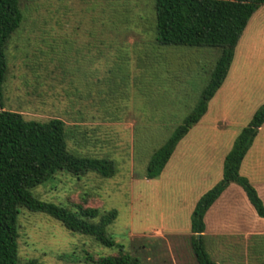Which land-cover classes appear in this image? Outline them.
Listing matches in <instances>:
<instances>
[{"label":"rangeland","instance_id":"rangeland-1","mask_svg":"<svg viewBox=\"0 0 264 264\" xmlns=\"http://www.w3.org/2000/svg\"><path fill=\"white\" fill-rule=\"evenodd\" d=\"M21 1L24 22L7 49L4 108L26 119L62 118L74 127L68 140L73 152L109 157L116 165L110 178L59 173L38 186L36 195L116 209L111 234L144 264H197L189 243L191 212L197 199L221 179L236 136L264 102V6L250 19L228 79L207 113L180 141L161 175L147 179V160L193 107L214 55L185 46L157 47L149 31L154 0ZM138 13L145 18L138 20ZM98 20L107 27L127 20L140 31L124 41L103 35L100 52ZM241 175L264 199V125ZM227 192L231 200L224 203L222 198L205 221L212 257L217 264H264V219L249 220L263 234L247 241L240 230L241 197L249 200L237 184ZM18 221L21 259L93 264L74 262L69 255L117 252L43 214L25 210Z\"/></svg>","mask_w":264,"mask_h":264},{"label":"trees","instance_id":"trees-1","mask_svg":"<svg viewBox=\"0 0 264 264\" xmlns=\"http://www.w3.org/2000/svg\"><path fill=\"white\" fill-rule=\"evenodd\" d=\"M261 6L264 0H154V5L152 1L149 31L157 47L199 48L201 52L213 54L214 60L205 69L207 81L193 107L147 160L145 178L155 179L161 175L180 141L207 113L210 101L229 74L236 47L250 19ZM137 18L143 20L145 17L142 13ZM23 22L21 0H0V264H39L38 258L21 259L19 254L18 219L25 210L49 216L71 233L92 237L101 246L117 250L114 254L98 257L88 251L82 256L71 253L69 257L74 262L144 264L139 255L126 251L111 234L110 227L118 215L116 209L104 210L82 203L64 204L36 195L38 186L48 183L59 173L76 177L96 173L110 178L116 173V165L109 157L73 152L68 140L73 136L74 127H69L62 118L26 119L21 112L4 108L3 86L9 76L7 49ZM110 24L107 27L97 21L100 52L103 35L109 41H124L131 33L140 31L127 20ZM85 31L88 32V28ZM263 125L264 102L236 136L224 158L221 179L194 205L189 243L197 264H217L208 249L205 215L232 183L244 190L258 216L264 217L263 200L248 178L241 175L243 161Z\"/></svg>","mask_w":264,"mask_h":264},{"label":"crops","instance_id":"crops-1","mask_svg":"<svg viewBox=\"0 0 264 264\" xmlns=\"http://www.w3.org/2000/svg\"><path fill=\"white\" fill-rule=\"evenodd\" d=\"M229 74H230V71H229ZM229 74H228V76H229ZM228 76H227V78H226V80H225V82H224V84L226 83V81H227V79H228ZM224 84H223V86L222 87H224ZM221 87V88H222ZM243 169V164H242V166H241V170ZM262 184V183H261ZM232 185V184H231ZM230 185V186H231ZM230 186L228 187V188H230ZM228 189L220 196V198L217 200V202L208 210V212L206 213V215H205V221H206V219H207V216H208V214H209V212H211V210H214V209H217V208H219L220 206H221V204L224 202H229V200H231L230 199V197L228 196ZM227 192V193H226ZM259 193V192H258ZM224 194H226V195H224ZM259 196L261 197V199L263 200V202H264V199H263V197L261 196V193H259ZM225 197V198H224ZM222 198H224V200H223V202L221 201L222 200ZM241 199H243V203H244V214H243V217H242V220H241V224H243V225H241L240 224V230L241 231H243L244 233H245V239L247 240V241H249L250 240V238H251V236L253 237V238H256V237H258V236H260L261 234H263V232H262V230L259 228V229H254L253 228V226H251L253 223H259V222H261V220H263L264 219V217H260V216H258V214L256 213V212H254L253 210H252V208H253V206L251 205V203L249 202V201H247L245 198H244V196L243 197H241ZM251 205V206H250ZM245 211H248V214H249V218L246 216V214H245ZM249 220H251L252 222H250ZM256 227H258V226H256ZM249 234V235H248Z\"/></svg>","mask_w":264,"mask_h":264}]
</instances>
